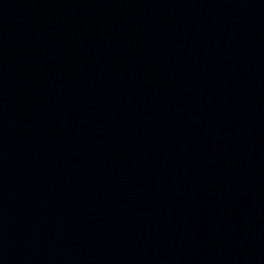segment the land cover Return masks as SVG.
Masks as SVG:
<instances>
[{"label": "water", "instance_id": "1", "mask_svg": "<svg viewBox=\"0 0 264 264\" xmlns=\"http://www.w3.org/2000/svg\"><path fill=\"white\" fill-rule=\"evenodd\" d=\"M0 264H264V0H0Z\"/></svg>", "mask_w": 264, "mask_h": 264}]
</instances>
